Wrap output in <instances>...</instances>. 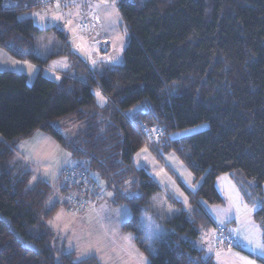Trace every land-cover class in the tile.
Here are the masks:
<instances>
[{
  "label": "trees",
  "instance_id": "obj_1",
  "mask_svg": "<svg viewBox=\"0 0 264 264\" xmlns=\"http://www.w3.org/2000/svg\"><path fill=\"white\" fill-rule=\"evenodd\" d=\"M3 1L0 47L34 61L39 70L31 84L24 73L0 71V264H101L53 243L47 221L66 207L64 197L76 188L65 182L64 170L53 183H30L32 172L17 157L16 140L37 129L79 160L71 166L88 177L83 195L89 202L102 191L90 178L93 171L116 191L114 203L128 205L131 216L120 228L134 235L146 264H215L198 240L213 226L214 247L229 246L225 229L205 206L223 202L215 185L219 175L254 181L263 194L264 0H120L128 34L123 62L100 72L70 50L64 31L43 30L31 17H21L39 7L38 0H10L15 4L7 8ZM50 30L63 49L49 57L63 54L75 65L70 73L57 71V79L43 75L45 61L35 56L36 38ZM62 119L75 120L83 130L65 138L57 126ZM203 123L205 130L181 134ZM143 146L158 159L160 150L174 153L199 181L187 206L166 195L176 212L150 241L141 217L154 214L152 197L161 189L133 162ZM253 217L264 239V205ZM220 230L228 241L219 242Z\"/></svg>",
  "mask_w": 264,
  "mask_h": 264
},
{
  "label": "rangeland",
  "instance_id": "obj_2",
  "mask_svg": "<svg viewBox=\"0 0 264 264\" xmlns=\"http://www.w3.org/2000/svg\"><path fill=\"white\" fill-rule=\"evenodd\" d=\"M119 1L77 0L69 8L34 7L23 12L21 17H31L33 23L43 30L56 28L64 31L70 50L100 72L103 66L120 65L123 62L128 34L118 10ZM82 11L93 24L89 35H81L77 30ZM62 49L53 30L36 38L35 56L45 61L41 69L44 76L57 79L58 70L70 73L75 69L66 55L49 57L52 53L62 52ZM10 70L26 74L27 82L31 84L39 67L34 61L16 57L7 48L0 47V71ZM97 100L102 104L106 98L102 102L97 95ZM57 126L67 139L77 137L83 130V126L73 119L59 120ZM207 127L208 123L199 124L184 129L181 134H193ZM16 151L17 157L32 172L30 183L37 179L53 183L66 167L79 163L53 136L39 129L29 137L17 139ZM160 154L161 158L158 159L149 148L143 146L133 158L135 165L145 167L161 189L160 193L152 197L155 215L141 217L140 228L149 241L164 232L163 221L170 219L176 212L165 198L166 195H172L187 206L189 193L199 184L174 153L160 150ZM90 178L102 189L101 196L92 199L89 209L79 213L60 207L47 221L55 235L56 241L53 243L65 251H73L79 259L95 256L101 264H146V256L134 244V235L120 228L131 216L128 205L114 203L116 191L106 188V182L96 172L92 171ZM215 185L223 202L205 206L213 222L225 229L229 241L236 248H229L224 243L215 248L212 242L217 231L209 226L202 231L198 240L204 256L212 258L215 264H246L247 261L261 264L260 260L264 261V249L258 248L256 244L264 243V239L253 215L256 209L264 205V184L261 195L254 187V181L239 183L228 173H223ZM121 192L126 195L125 190ZM73 194L77 196V190H73ZM57 197L61 200V196Z\"/></svg>",
  "mask_w": 264,
  "mask_h": 264
},
{
  "label": "built area",
  "instance_id": "obj_3",
  "mask_svg": "<svg viewBox=\"0 0 264 264\" xmlns=\"http://www.w3.org/2000/svg\"><path fill=\"white\" fill-rule=\"evenodd\" d=\"M39 7L47 8V7H59V8H69L74 4V0H38L37 1ZM15 2H11L10 0H4L3 6L5 8L14 5ZM92 21L85 17V13L81 12V18L77 23V30L82 35H89L92 32ZM64 180L70 185H73L79 197L74 196L73 194H68L64 197V202H66V207L73 211L74 213H79L89 209V200L83 195L84 190H87V187L90 185L89 179L84 174L83 171H80L76 167L68 166L64 170ZM94 195H98L99 192L93 190ZM228 241V238L224 235L222 230L219 231V242ZM229 246L232 243L229 241Z\"/></svg>",
  "mask_w": 264,
  "mask_h": 264
},
{
  "label": "snow or ice",
  "instance_id": "obj_4",
  "mask_svg": "<svg viewBox=\"0 0 264 264\" xmlns=\"http://www.w3.org/2000/svg\"><path fill=\"white\" fill-rule=\"evenodd\" d=\"M41 19H43V18H41ZM97 95L100 97V100L103 102L105 98L100 93H97ZM262 204H264V202H262ZM245 207H247V206H245ZM254 207H255V205H254ZM256 246L258 248L264 249V243L257 242ZM246 264H254V262L253 261H247Z\"/></svg>",
  "mask_w": 264,
  "mask_h": 264
},
{
  "label": "crops",
  "instance_id": "obj_5",
  "mask_svg": "<svg viewBox=\"0 0 264 264\" xmlns=\"http://www.w3.org/2000/svg\"><path fill=\"white\" fill-rule=\"evenodd\" d=\"M44 66V65H43ZM93 68V67H92ZM10 71H13V70H10ZM59 71V70H58ZM15 72V71H14ZM17 72V71H16ZM188 205V204H187ZM213 249V248H212Z\"/></svg>",
  "mask_w": 264,
  "mask_h": 264
}]
</instances>
